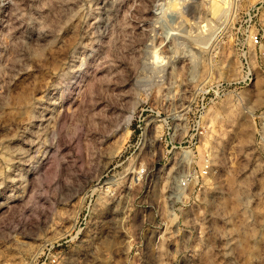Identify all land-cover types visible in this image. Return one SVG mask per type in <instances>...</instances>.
Segmentation results:
<instances>
[{
	"label": "rangeland",
	"instance_id": "rangeland-1",
	"mask_svg": "<svg viewBox=\"0 0 264 264\" xmlns=\"http://www.w3.org/2000/svg\"><path fill=\"white\" fill-rule=\"evenodd\" d=\"M102 1L0 0V264H264V0Z\"/></svg>",
	"mask_w": 264,
	"mask_h": 264
},
{
	"label": "bare ground",
	"instance_id": "bare-ground-1",
	"mask_svg": "<svg viewBox=\"0 0 264 264\" xmlns=\"http://www.w3.org/2000/svg\"><path fill=\"white\" fill-rule=\"evenodd\" d=\"M165 1V0H164ZM167 1V0H166ZM171 1V0H170ZM207 1V0H206ZM209 1H211L210 2V5L207 7L208 9L209 8H211V11L209 12L208 11V13H212V15H215V14H217V12H219V13H221V14H223V15H227V12H228V9H229V2H228V0H209ZM102 2H104L105 3V1L103 0ZM192 2H194V3H197L198 2V0H194V1H192V0H174V1H172V4H171V6H170V8H172V7H174V8H176L177 10H176V14L177 15H179V17H181V18H186V16H187V14H191L192 12H195V11H189V8L187 7L188 6V4L189 3H192ZM212 3V4H211ZM180 5H182V6H180ZM193 5H195V4H193ZM0 6H1V4H0ZM166 6H168V5H166ZM127 6H126V4L124 5L123 4V1L122 0H120V3L119 4H117V9H116V12L118 13V12H123V10L126 8ZM163 8H165L164 7V5L161 7V9H163ZM164 10V9H163ZM163 12V11H162ZM161 12V13H162ZM175 12V11H174ZM160 13V12H159ZM160 13V14H161ZM221 14H219V16H221ZM120 15V14H119ZM165 15V14H164ZM163 15V16H164ZM144 16V15H143ZM206 16H207V14H206ZM218 16V15H217ZM205 26V25H204ZM203 27V26H202ZM143 31V30H142ZM198 35H200V34H198ZM195 36V35H194ZM197 36V35H196ZM203 38L205 37V36H202ZM196 39V38H195ZM195 39H193L194 41H195ZM200 39V38H199ZM197 40V39H196ZM203 41V40H202ZM97 56V55H96Z\"/></svg>",
	"mask_w": 264,
	"mask_h": 264
},
{
	"label": "built area",
	"instance_id": "built-area-1",
	"mask_svg": "<svg viewBox=\"0 0 264 264\" xmlns=\"http://www.w3.org/2000/svg\"><path fill=\"white\" fill-rule=\"evenodd\" d=\"M252 40L255 44H257L259 42V37L257 35H254ZM195 144H197V139L193 138V144L192 145H195ZM208 172H209V168L207 166V161H205V165L203 166V169L199 172L198 175L200 177H204L208 174ZM195 177H197V176H195ZM186 181H188V180L187 179L181 180V182H179V187H185L187 185Z\"/></svg>",
	"mask_w": 264,
	"mask_h": 264
}]
</instances>
